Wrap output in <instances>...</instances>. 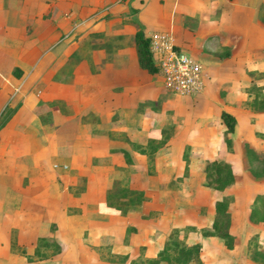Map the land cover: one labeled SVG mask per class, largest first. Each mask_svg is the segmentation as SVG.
Returning <instances> with one entry per match:
<instances>
[{
    "label": "crops",
    "instance_id": "1",
    "mask_svg": "<svg viewBox=\"0 0 264 264\" xmlns=\"http://www.w3.org/2000/svg\"><path fill=\"white\" fill-rule=\"evenodd\" d=\"M137 29L171 32L202 64V90L171 92L141 68ZM259 72L264 0H0V95L19 96L0 126V264H19L10 248L38 236L72 248L76 264L154 257L173 227L194 226L178 237L201 244L204 195L220 192L204 185L205 161L233 168L244 143L264 148V109L243 89ZM116 185L134 201L110 204Z\"/></svg>",
    "mask_w": 264,
    "mask_h": 264
},
{
    "label": "rangeland",
    "instance_id": "2",
    "mask_svg": "<svg viewBox=\"0 0 264 264\" xmlns=\"http://www.w3.org/2000/svg\"><path fill=\"white\" fill-rule=\"evenodd\" d=\"M263 73L264 72L256 73L254 74V77L259 80L258 78H263ZM149 74L155 77L157 73L149 72ZM248 99L249 97L244 101V104L250 107L253 111L264 109V107L253 108L252 106L248 105L246 103ZM151 102L153 107L154 101L149 100L147 103L149 106H151ZM18 103V94H15L10 101L3 100L0 95V126L5 123V121L10 117ZM170 129L171 127L165 131L167 135L169 134ZM138 147L139 146L133 144V148ZM253 150L257 152L254 148ZM151 151H153V145L148 143L147 153L150 155ZM257 154L259 155L258 159H249L244 153L245 161H241V159L238 158L233 165V183L227 188L220 190V192L212 191V194L205 193L203 198L204 203L201 207V210L203 211L204 216H202V220L206 223L205 226L208 227L211 220V218H209L208 211L210 208L211 215L213 214L212 200L214 196L226 197L228 201L227 210L230 214L228 229L234 236L233 247L231 249L226 248L220 238L219 243L216 241L217 239L215 236L201 237L200 240L202 241V243L200 244V250L198 252L199 260L197 261L192 259L189 260L186 264H264V254L260 255L255 252L257 248L264 250V220L260 222H250L245 213V210L247 207H249L253 195L258 191L264 190V169L263 161L261 160V158H264V148L258 149ZM131 193L132 192L127 188L119 187V185H116L114 186L112 193L109 194L108 200L110 204L122 205L127 200V196L130 202L131 200L134 201V197L130 195ZM7 215L11 214H9L8 212ZM45 216V219L53 218V214L46 213ZM50 229L53 230L52 227H38L37 233H47L48 231H51ZM187 230V227L183 226L180 231L185 232ZM199 230H202V228H200ZM13 233H9L10 237H12ZM178 239L184 242V239L179 237ZM59 244L60 247L58 250H54L53 246L38 245V252L36 253L33 252V248L35 246H32L33 244H14L12 247L10 246V249L13 252H19V264H76L77 262L74 259L75 251L69 247H67L68 249H63V244ZM254 247L255 249H253ZM139 253L140 250L135 255ZM102 254L108 258H115V256L112 257L111 254L106 255L103 250ZM127 264H129V262ZM130 264H140V260H135ZM158 264L172 263L160 261Z\"/></svg>",
    "mask_w": 264,
    "mask_h": 264
},
{
    "label": "trees",
    "instance_id": "3",
    "mask_svg": "<svg viewBox=\"0 0 264 264\" xmlns=\"http://www.w3.org/2000/svg\"><path fill=\"white\" fill-rule=\"evenodd\" d=\"M133 43L135 47L136 59L138 65L148 72L160 73L158 66L153 62L151 51L148 45V36H145L140 29H137L133 35ZM262 75V73H261ZM249 99L247 104L253 108L264 107V73L261 82H251L244 86ZM220 120L224 125V131H232L235 124V118L232 114L225 110L220 112ZM225 143L230 146L231 140L225 136ZM244 150L247 158L258 159V154L251 146L244 143ZM254 151V152H253ZM186 155L182 154V157ZM263 169H264V158ZM204 185L216 190H223L230 186L234 180L232 164L226 159H209L203 165ZM228 201L225 196L216 198L213 201V214L208 227H202L200 230L202 235H210L221 238L226 248L233 247L234 236L228 230L229 213L227 210ZM247 218L250 222H260L264 220V191L256 192L250 202ZM189 230H194V226H185ZM182 227L171 228L165 236L163 246L159 249L154 257L145 258L139 253L129 259V264L135 260H140V264H158L160 261L172 264H186L189 260H199L198 252L200 244L198 242L185 244L178 239L177 235ZM38 245L53 246L54 250L60 247L59 242L51 236H38L33 252H38ZM255 249V247L253 248ZM260 255L264 254V250L257 248L255 250ZM200 263V262H198Z\"/></svg>",
    "mask_w": 264,
    "mask_h": 264
},
{
    "label": "built area",
    "instance_id": "4",
    "mask_svg": "<svg viewBox=\"0 0 264 264\" xmlns=\"http://www.w3.org/2000/svg\"><path fill=\"white\" fill-rule=\"evenodd\" d=\"M148 45L166 89L177 94H194L202 90V64L175 44L171 32L154 31L148 36Z\"/></svg>",
    "mask_w": 264,
    "mask_h": 264
}]
</instances>
